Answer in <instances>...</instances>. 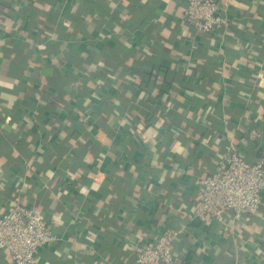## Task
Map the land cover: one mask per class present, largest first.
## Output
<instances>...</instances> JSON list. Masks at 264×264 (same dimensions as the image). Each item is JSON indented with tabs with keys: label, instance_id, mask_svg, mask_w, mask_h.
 I'll use <instances>...</instances> for the list:
<instances>
[{
	"label": "crops",
	"instance_id": "0c3cea01",
	"mask_svg": "<svg viewBox=\"0 0 264 264\" xmlns=\"http://www.w3.org/2000/svg\"><path fill=\"white\" fill-rule=\"evenodd\" d=\"M217 1L203 34L187 0H0V215L48 221L37 264H137L167 228L178 264H264V204L194 215L227 144L264 149V0Z\"/></svg>",
	"mask_w": 264,
	"mask_h": 264
},
{
	"label": "built area",
	"instance_id": "2783aa9c",
	"mask_svg": "<svg viewBox=\"0 0 264 264\" xmlns=\"http://www.w3.org/2000/svg\"><path fill=\"white\" fill-rule=\"evenodd\" d=\"M184 21L198 33L213 34L228 25L221 2L187 0ZM203 191L194 205L195 218H211L220 225L249 218L264 204V149L248 161L234 143L225 146L217 169L202 178ZM177 228H167L139 246L137 264H178L174 245ZM59 240L48 221L33 208L17 203L0 215V251L10 253L15 264H37L42 247Z\"/></svg>",
	"mask_w": 264,
	"mask_h": 264
},
{
	"label": "trees",
	"instance_id": "16d2710c",
	"mask_svg": "<svg viewBox=\"0 0 264 264\" xmlns=\"http://www.w3.org/2000/svg\"><path fill=\"white\" fill-rule=\"evenodd\" d=\"M178 263H179V260H178Z\"/></svg>",
	"mask_w": 264,
	"mask_h": 264
}]
</instances>
